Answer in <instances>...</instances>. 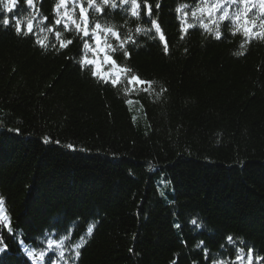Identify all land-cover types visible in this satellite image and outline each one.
<instances>
[{
    "label": "trees",
    "instance_id": "16d2710c",
    "mask_svg": "<svg viewBox=\"0 0 264 264\" xmlns=\"http://www.w3.org/2000/svg\"><path fill=\"white\" fill-rule=\"evenodd\" d=\"M4 2L0 264H213L235 258L226 236L264 264V13L244 25L247 0H213L215 19L205 0H136L137 15L132 0H67L59 15V0ZM81 7L88 36L64 27L66 11L83 27ZM106 58L131 73L107 81Z\"/></svg>",
    "mask_w": 264,
    "mask_h": 264
},
{
    "label": "snow or ice",
    "instance_id": "6c2138e0",
    "mask_svg": "<svg viewBox=\"0 0 264 264\" xmlns=\"http://www.w3.org/2000/svg\"><path fill=\"white\" fill-rule=\"evenodd\" d=\"M16 2L17 0H6V2L3 3V8L8 11V12H12V10L15 8L16 6ZM66 2L67 0H59V3L56 5V8L54 9L57 14L59 15V9L60 8H63L65 7L66 5ZM108 0H105V3H107ZM26 3L30 6V7H33V0H26ZM132 5H133V15H137L135 9L138 7L137 3H136V0H132ZM259 5H260V8L262 10H264V0H259ZM157 7H159V5H157ZM222 5L221 4H214L212 5V9H219L221 8ZM180 9H178L179 11ZM201 11H203L204 9H200ZM96 11H100V8H96ZM210 13H211V9L209 10ZM247 11V9H246ZM85 12H86V9H84L83 7H81V12H80V21L83 22V27H81V23L77 22L67 11L64 13V16L67 18L65 23H64V27H65V30H68V23H72L75 25L76 27V30L78 32L82 31L83 32V35L84 36H88L89 35V28H88V19L85 15ZM148 14L151 15V9L149 7V11H148ZM193 15H195V13H193ZM227 18V9H224V14H222L219 19L220 20H224ZM46 19V18H45ZM237 20H239V15H237L236 17ZM3 24L4 25H8L9 24V19L8 18H4L3 19ZM61 23V20L60 19H57L56 20V24H60ZM245 23H247V21H245ZM152 25L153 27L155 28L156 30V33L159 35L160 37V40L161 42L164 43V51L167 52L168 50V46H167V42L165 40V37H164V33L162 32L161 28H160V25L155 21L153 20L152 21ZM262 27H264V25H262ZM27 28H28V32H31L32 30V22L31 20H29L28 22V25H27ZM52 29L50 28L49 31H51ZM97 30H102V31H105V32H109L111 33V35L113 37H115L116 39H120V36H119V33L117 31H114L113 28L111 26L107 27V28H101V25L99 23H96L95 24V28L92 30V34L95 35L96 34V31ZM16 31L17 33L19 34L21 32V28H20V22L17 21V27H16ZM244 32L246 35L248 34H251V29L248 28V27H245L244 28ZM235 34V33H233ZM57 35L59 36V33H57ZM261 35H264V33H261ZM183 38V37H182ZM217 39H219V34H217ZM97 44H99V37H97ZM41 44V46L43 47V41H40L39 42ZM72 41L71 40H68V41H62L61 42V47H67L68 44H71ZM108 47H111V45H107ZM84 47L85 48H88L89 45L87 43L84 44ZM121 47H123V43H121ZM241 55L243 53H240ZM124 56L127 57L128 56V52L125 51L124 52ZM108 59V62L109 63H112L113 65H115V61L111 60L110 58H106ZM85 63H91V61H85ZM120 71H123V72H126V73H131V69H120ZM95 74V73H94ZM129 83L130 84H144L146 83L145 81H143L141 78H139L137 75H130L129 77ZM131 101H129L130 103ZM71 147V146H69ZM3 204H4V201L2 198H0V221H3V226L4 227H7L9 232L12 231V228H11V223H10V219L7 217L6 213L3 212ZM192 223L194 225H196V221L193 220ZM199 225H197L198 227ZM93 227L94 225H89L86 229V232L84 235H82L79 239V242L75 244L74 248L72 249L73 251L76 252V256L78 257L79 256V249L83 246L84 243H86V239L85 237L86 236H91L92 233H93ZM64 239H68L67 236L64 237ZM201 244L203 243L202 241L200 242ZM241 245L244 244V241H240L239 242ZM62 244H63V241H61L60 243H56L54 241H51L49 240L48 241V248L51 250L53 247L59 249L62 247ZM226 245H232L233 247H235V258L233 260H230V261H225V260H216L214 259L213 260V264H253V249L251 247L248 248L247 250V253H245L244 249L237 246L233 240V237L231 236H226L224 238V243L221 244V247H225ZM6 250V245L4 244V242L2 240H0V251H4ZM207 254V253H206ZM46 253L44 251H41L39 253H34V252H28V256L29 258H32V259H36L37 257L42 261L45 257ZM59 255L61 257H63V252L61 251L59 253ZM262 258L257 256L256 257V261H257V264H259V261L261 260Z\"/></svg>",
    "mask_w": 264,
    "mask_h": 264
}]
</instances>
